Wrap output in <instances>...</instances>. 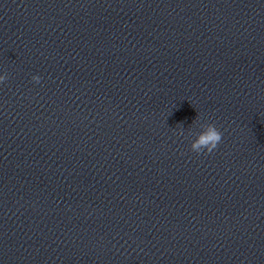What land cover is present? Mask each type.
<instances>
[{
  "label": "water",
  "instance_id": "obj_1",
  "mask_svg": "<svg viewBox=\"0 0 264 264\" xmlns=\"http://www.w3.org/2000/svg\"><path fill=\"white\" fill-rule=\"evenodd\" d=\"M0 75V264H264V0H0Z\"/></svg>",
  "mask_w": 264,
  "mask_h": 264
},
{
  "label": "clouds",
  "instance_id": "obj_2",
  "mask_svg": "<svg viewBox=\"0 0 264 264\" xmlns=\"http://www.w3.org/2000/svg\"><path fill=\"white\" fill-rule=\"evenodd\" d=\"M6 75H0V83L6 81ZM41 76H32L33 82L39 84L41 82ZM202 129L196 134V138L191 142L190 149L196 154H211L213 153L222 142L223 133L213 123H203L200 125ZM178 135H184V129L178 130Z\"/></svg>",
  "mask_w": 264,
  "mask_h": 264
}]
</instances>
